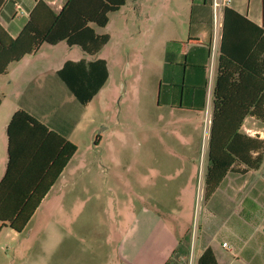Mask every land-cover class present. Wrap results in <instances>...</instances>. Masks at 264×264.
I'll list each match as a JSON object with an SVG mask.
<instances>
[{
    "label": "rangeland",
    "instance_id": "rangeland-1",
    "mask_svg": "<svg viewBox=\"0 0 264 264\" xmlns=\"http://www.w3.org/2000/svg\"><path fill=\"white\" fill-rule=\"evenodd\" d=\"M203 2L131 0L100 30L122 38L117 51L111 45L99 55L111 62V79L93 104L95 134L103 138L98 147L93 135L81 143L74 180L67 178L66 185L60 180L20 233L18 264L119 262L116 245L131 223H126L131 211L142 212L144 229L159 237L151 255L156 251L167 263L174 255L170 264H196L195 249L205 233L219 230L225 220L221 201L216 215L205 199L211 126L206 111L212 115L214 90L208 86L202 113L171 112L158 108L156 100L166 40L187 39ZM116 22L128 25L127 32L118 31ZM259 129L264 139V128ZM180 239L182 247L175 254ZM6 242L1 244L7 251ZM212 246L220 252L217 241Z\"/></svg>",
    "mask_w": 264,
    "mask_h": 264
},
{
    "label": "crops",
    "instance_id": "crops-1",
    "mask_svg": "<svg viewBox=\"0 0 264 264\" xmlns=\"http://www.w3.org/2000/svg\"><path fill=\"white\" fill-rule=\"evenodd\" d=\"M68 1L3 0L0 3V27L7 32L10 38L16 39L28 24L31 13L39 3L45 4L55 14H59ZM130 1L119 11L109 15L108 25L112 23L114 16L119 15L127 8ZM212 3L213 0H204L200 5L192 20L194 22L193 29L187 33L186 40L176 37L166 40L163 53L164 62L157 78L159 95L156 102L158 108L165 107L171 112L179 113L206 111L208 89L205 94L201 89L209 78L208 70L203 67L209 68V55L215 35ZM229 7L251 22L259 26L262 25V0H232ZM223 21L224 10L219 23L223 25ZM115 24L118 31L127 32L128 25L124 22ZM91 26L98 34H108L100 32L107 26L104 28L95 24H91ZM222 28L223 26L218 33L219 37L222 36ZM108 35L110 36L108 44L96 55L86 53L80 46H69L64 41L56 45L43 44L32 54L9 64L7 72L0 75V97L2 98L0 105V182L6 173L8 164L7 126L19 109L28 112L50 130L57 132L77 146V152L64 168L50 192L60 180L65 182V185L69 183L67 178L74 180V176L78 174L76 169L81 165L79 161L75 162L81 143L84 140L90 142L91 136L93 135L94 139L96 135L98 124L94 113V101L105 90L111 79V62L99 55L107 46L111 45H114V50L117 51L120 45L119 41H122L121 37ZM0 37L4 38L3 35ZM115 38L118 41L115 42ZM189 39L198 40V44H186ZM220 45L221 38H219L216 55L217 64L220 57ZM72 53L75 54L74 58H70ZM67 63L82 64L83 79L93 81L87 86H97L100 81L98 76L90 78L89 74L93 71H107L106 82L88 104H83L60 76L59 72ZM214 85L215 80L212 90ZM195 87L196 89H194ZM199 109L202 111H198ZM250 120H254L253 126L248 125ZM256 121L260 124L259 128H264V123L260 118L249 116L241 129V133L254 140L253 149L249 151L253 160L261 155L264 157V139L260 135V129L255 126ZM98 135H100L99 143L103 136ZM98 145L94 144L96 147ZM209 165L208 146L207 169ZM219 200L221 201V213L215 211ZM206 205V207H212L210 211L212 214L220 213L225 220L221 229L213 232L207 231L200 247L195 246L196 264L208 249L212 250L218 264H264V158L258 168H250L240 162L233 164ZM62 214H66L64 205ZM129 220H131L130 225L124 232H121V238L116 245V250L121 254L122 260L119 262L109 261L104 264H167L156 251L153 252L154 255H151L150 249H156L160 245L159 237H150L147 229H144L143 213L136 212L134 214V211H131L126 218V223ZM61 230L64 231L63 225H61ZM20 235L9 227H2L0 223V241L3 243L7 241L6 243L9 244L6 251L5 244L2 245L0 242V264H18ZM181 240L178 242L179 246ZM214 241L220 244L221 249H218L220 252L213 248ZM224 243H227V247L224 246Z\"/></svg>",
    "mask_w": 264,
    "mask_h": 264
},
{
    "label": "trees",
    "instance_id": "trees-1",
    "mask_svg": "<svg viewBox=\"0 0 264 264\" xmlns=\"http://www.w3.org/2000/svg\"><path fill=\"white\" fill-rule=\"evenodd\" d=\"M128 1L69 0L59 14L39 3L18 38H10L0 27V36L4 37H0V75L7 72L9 64L32 54L43 44L56 45L64 41L69 46H80L90 55L98 54L108 44L110 36L98 34L91 24L106 27L109 15L119 11ZM194 41L189 39L186 44H198V40ZM81 67V63H67L59 74L76 97L88 104L106 82L108 73L93 71L90 78L98 76L100 81L97 86H87L93 81L83 79ZM203 69L209 74L208 67ZM207 80L201 89L204 94L209 86V78ZM213 90L206 201L233 164L240 162L258 168L264 158L261 155L252 159L249 151L253 149L254 140L241 133L249 116H256L264 123V0L261 26L231 7H225ZM7 135L8 164L0 182V223L2 227L21 233L77 152V146L21 109L10 120ZM99 138L100 135L96 134L95 145ZM181 247L182 242L175 254ZM197 264L218 263L212 250L208 249Z\"/></svg>",
    "mask_w": 264,
    "mask_h": 264
},
{
    "label": "built area",
    "instance_id": "built-area-1",
    "mask_svg": "<svg viewBox=\"0 0 264 264\" xmlns=\"http://www.w3.org/2000/svg\"><path fill=\"white\" fill-rule=\"evenodd\" d=\"M232 0H213L212 6H213V15L215 20V35L213 38V44H212V52H211V60L209 63V88L212 87L214 80L213 75L211 76L210 73L214 71L215 69V62L216 55L218 52V44H219V38L222 39V36L219 37V31L221 30V27L223 26L221 23H219V19L221 16V13L225 9L226 6H229L231 4ZM217 64V63H216ZM211 116V118H210ZM206 124H212V115L209 114V111H206ZM211 128V126H210ZM224 246L227 247V243H224Z\"/></svg>",
    "mask_w": 264,
    "mask_h": 264
}]
</instances>
